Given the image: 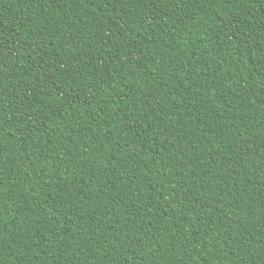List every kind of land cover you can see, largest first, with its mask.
Listing matches in <instances>:
<instances>
[{
  "label": "trees",
  "instance_id": "trees-1",
  "mask_svg": "<svg viewBox=\"0 0 264 264\" xmlns=\"http://www.w3.org/2000/svg\"><path fill=\"white\" fill-rule=\"evenodd\" d=\"M262 44L264 0H0V264H264Z\"/></svg>",
  "mask_w": 264,
  "mask_h": 264
},
{
  "label": "snow or ice",
  "instance_id": "snow-or-ice-1",
  "mask_svg": "<svg viewBox=\"0 0 264 264\" xmlns=\"http://www.w3.org/2000/svg\"><path fill=\"white\" fill-rule=\"evenodd\" d=\"M214 2H216L217 6H219L220 3L231 5L233 3H240L241 0H214ZM228 27H229L228 24L224 25L225 30H227ZM233 35L235 36V33H233ZM248 58L256 61L253 71H255L258 75L264 76V44L258 46L255 49H250L248 52ZM2 65H3V60L0 59V66ZM2 87H3V82L0 81V89H2ZM0 152H2V150H0ZM208 247L210 248L211 245H209Z\"/></svg>",
  "mask_w": 264,
  "mask_h": 264
}]
</instances>
